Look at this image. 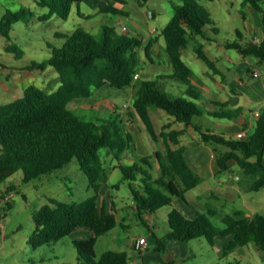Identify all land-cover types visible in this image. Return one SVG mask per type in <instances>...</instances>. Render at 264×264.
<instances>
[{
  "label": "trees",
  "instance_id": "trees-1",
  "mask_svg": "<svg viewBox=\"0 0 264 264\" xmlns=\"http://www.w3.org/2000/svg\"><path fill=\"white\" fill-rule=\"evenodd\" d=\"M83 0H36L40 6H46L48 12L40 15L47 19L53 14L67 18L73 5ZM261 12L264 30V0H242ZM124 3L125 0H114ZM174 13L161 29L159 35L164 39V53L172 66L171 73L143 79L137 85L130 108H124L128 117L134 113L141 119L148 134L163 141L164 151H156L153 156L140 155L139 160L154 169L151 162H158L159 174L143 168L136 161L117 166L122 179L129 180V189L136 204L137 215L154 213L164 205H170L177 197L191 206L193 216H186L177 207L172 206L167 214L169 229L166 237L177 240H190L203 236L213 243L217 236L232 235V240L223 245L222 253H228L238 246L254 241L264 250V214L246 215L241 209L232 213H218L216 209L200 211L186 198L188 189L195 187L202 176L189 164L185 146L179 144L182 129H162L156 132L150 108H160L174 121L191 126L203 143L210 145L216 152L215 162L218 173H227L236 164L241 173L250 178L248 189L259 190L264 186V106L256 116L252 130L245 137L236 138L204 129L194 121L196 116L204 114L195 101L201 98V92L191 82L193 68L183 59V50L190 39L196 55L214 73L215 61L211 59L198 36L210 39L208 32L217 33V27L210 11L197 0H183L175 3ZM100 11L123 13L113 3L100 8ZM34 13L25 6L13 10L6 8L0 18V34L8 41L4 49L17 57L23 50L10 42V31L18 21H29ZM213 25V26H212ZM239 32V31H238ZM62 39L60 46H50L49 56L41 61H32L25 69L52 66L59 76V85L52 91L31 83L23 88L20 96L0 104V180L17 170L22 171V180L27 181L63 167L75 158L80 169L86 174L93 196L79 201H62L48 197L39 208L34 210L35 223L30 237L33 245L47 244L65 238L79 227L93 231L89 238L73 239L78 259L82 264H129L126 250H104L98 257L95 243L98 236L117 225L113 211H107L98 201L99 190L108 178V170L101 156V148L120 160L124 152L133 144L132 133L127 129L125 118L116 110L105 116H96L95 120H86L68 107V103L77 97L92 96L96 89L105 84L116 88L132 87L134 74L138 73L141 61L140 49L153 62L152 46L158 36L150 37L142 46L136 35L119 33L114 27L102 26L99 38L81 27L62 33H56ZM226 47H233L244 56L253 55L264 62V37L260 42L224 41ZM161 78H170L186 85L184 95H172L160 88ZM222 106H227L220 103ZM222 112L207 111L221 117L231 118L238 108ZM169 127V123L165 128ZM173 144H179L173 147ZM251 157H255L254 160ZM139 175V176H138ZM139 180L138 187L134 181ZM133 181V182H132ZM9 185L7 190H12ZM4 194L0 193V198ZM8 201L0 210V220L10 207ZM216 212V214L214 213ZM219 216V218H218ZM220 220V225L215 221ZM2 230L0 229V237ZM157 249L160 250V239Z\"/></svg>",
  "mask_w": 264,
  "mask_h": 264
},
{
  "label": "rangeland",
  "instance_id": "rangeland-1",
  "mask_svg": "<svg viewBox=\"0 0 264 264\" xmlns=\"http://www.w3.org/2000/svg\"><path fill=\"white\" fill-rule=\"evenodd\" d=\"M8 1L9 0H0V18L6 8L19 7L20 3L13 4ZM26 1L34 15L31 16L27 22H16L13 24L10 31V42L19 46L23 50V54L17 57L13 52L6 51L4 46L8 41L0 34V85L1 90L4 91L3 94L0 93V103L8 102L20 96L23 92V87L31 83L40 85L48 91L54 90L59 85V76L50 65L45 68L25 69V66L32 61L41 62L45 60L51 52L50 46L61 45L62 39L55 35L57 32L64 33L76 27H81L90 32L95 38H99L103 25L114 27L117 32L127 33L129 35H135L137 27L142 28L145 32H147L148 27L155 28L156 30L158 29L160 32L167 21L172 17L174 13V4L183 2V0H125V3L120 5L116 4L114 0H111L114 5L123 9L124 12H127L123 14L97 11L98 7L95 6V4L92 5L91 1L83 0L79 8L73 5L67 18H61L55 14L47 19H41L40 15L47 13L48 8L38 5L34 0ZM197 1L210 11L211 17L215 22L213 25L217 27V33L214 34L211 31L209 33L215 36L217 41H241L239 33L242 34L245 41L249 40L247 23L242 17V13L247 11L248 6L242 4L241 0ZM153 11L154 16L152 18H147V20L143 19L144 15L147 17L146 12L149 13ZM85 14H88L89 17H84ZM117 20L127 25V31L123 32L121 24L116 23ZM148 21L149 24H146ZM236 30H238L239 33L236 32ZM162 41H164L163 38ZM196 42V40L190 39L187 47L184 49L183 59L189 63L195 71L209 69L194 51L193 47ZM156 50L159 51L160 55L162 54L161 58L163 54L165 56L159 59L157 57L160 55L157 57L152 55L154 60L153 63L150 62L142 48L140 49L141 61L138 65V71L141 73L140 81L147 79V77L151 78L152 71L150 69L153 67V64L156 66L160 62L168 61L162 47L158 46ZM228 50L236 51V49ZM252 56L253 55L249 57ZM260 68L264 73V62L261 63ZM148 72L150 75H148ZM159 72H161V70H157L154 74H159ZM161 74H168V72ZM136 80L134 86L127 88H116L105 84L96 89L92 96L74 98L68 103V107L86 120H95L96 116H105L113 110L119 112L123 118H125L126 126L134 138L130 149L134 156V161L143 168L150 169L149 165L140 161L138 156L149 153L150 156L154 157L156 148H158L159 151H164V144L162 140L161 142L152 139L146 131L143 122L135 113L128 117L124 111V108H130L132 105L137 89ZM170 83V81L161 82L160 88L172 95H184V92L180 91L184 86L183 84L179 83L178 85H183L179 87L175 83L174 85H170ZM212 87L215 88V85H212ZM200 96L203 99L206 97L203 94H200ZM257 107L258 104L245 103V110L242 112H235L233 115L231 114V118H227L221 117L218 114L215 115V113L214 115H208V113H206L207 109L220 113L223 110L230 112L229 109H233L234 107L222 106L220 104H214L210 107V105L204 104L201 107L204 114L196 116L195 121L203 125L204 128L216 129L217 131L222 130L221 132L225 133V125H235V127H237L238 122L236 120L249 114L250 110H254ZM131 109L133 110L132 107ZM150 110L154 127L158 133L163 128L176 129L181 127L180 129H183L184 132L179 135V140L181 139L188 144L190 143L191 148L195 146L198 140L201 142V139L198 138L197 131H195L196 137H192L189 134V131L194 130L191 126H184L182 123L172 120L171 117L166 116L164 110V112H161L160 108L151 107ZM167 123H169V127L165 128ZM249 132L250 130L248 133ZM181 140L179 144L182 145ZM179 144L173 145L178 146ZM100 153L108 170V181L114 184L112 194H118L116 203L117 208H122L126 204H129L127 197L129 194L131 195L129 180L121 179V171L118 166L113 170L112 163H106L107 157L110 154L107 148H101ZM189 154L187 153L188 158L191 159L193 153ZM206 154H209L208 148L206 149ZM251 159L254 160L255 157H251ZM114 160L116 161L115 158ZM127 163L128 162L125 161L122 164L128 165ZM152 163L154 164L156 162ZM150 170L155 175H158L160 172L159 167ZM235 174L238 175L237 181H234L232 178ZM216 175L224 179L222 184H220L221 187L218 188V190L220 189L224 193L217 194L216 196L212 194L203 195V188L201 189V187H198L188 192L189 198L193 193H198L200 195V197L194 200L196 205L202 206L204 204L207 208L216 209L219 211L218 213L222 212L224 214L232 213L235 209L237 210L238 206L242 204L245 199L255 205L256 212L264 214V186L259 190L248 189L250 178L242 174L240 168L236 164L231 166L229 172L217 173ZM225 178H228V180L231 179V183H226ZM134 183L138 184L139 180L134 181ZM104 184L105 182L103 185ZM9 185H13L12 190H7ZM5 191H12V193L10 199L11 205L9 208L5 209L6 216L2 219L0 264H80L77 258V250L72 244L69 235L57 241L38 246L30 242V237L35 227L32 213L39 208L42 203L46 202L48 197L52 196L62 201L71 202L79 201L95 194L93 188L89 185L86 174L80 169L75 158L61 168L27 181L22 180V171L19 169L5 179L0 180V193L5 194ZM101 195L102 197L103 195L105 196V194L102 193ZM238 195L239 198L237 197ZM170 208L171 206L169 205L160 207L158 209L160 213H156V219L159 221L161 219V213L164 214L165 212H169ZM119 210V213L128 214L129 221L134 220V211L131 207H124V212L122 209ZM205 210L206 209H202L203 212H206ZM215 222L218 225L221 224L219 221ZM132 227L133 226H131L130 229L129 227L125 228L124 230V228L119 225L112 231H108L104 234L95 246L96 256L98 257L104 250H107V248L114 250L124 248L125 244L130 242L129 233L135 234L134 231H132ZM118 229L120 230V235L116 236ZM135 235H137V232Z\"/></svg>",
  "mask_w": 264,
  "mask_h": 264
},
{
  "label": "crops",
  "instance_id": "crops-1",
  "mask_svg": "<svg viewBox=\"0 0 264 264\" xmlns=\"http://www.w3.org/2000/svg\"><path fill=\"white\" fill-rule=\"evenodd\" d=\"M87 1H91L92 5L95 4V6L98 7L97 11H100L101 7L112 3L111 0H93V1L87 0ZM8 2L9 3L11 2L13 4L20 3L19 7L12 8L13 10L18 9L21 6H25L29 8L26 0H13V1L9 0ZM241 2L245 6H248L247 11H244L242 13V17L247 23V27H248L247 31L250 37L249 41L260 42L264 37V30H263L262 21H261V12L257 10L256 8H254L251 4L244 3L242 0ZM115 3L120 4L117 2ZM124 3H121L120 5H123ZM79 5L78 6L76 5L77 8H79ZM263 7H264V4H263ZM121 10L123 11V9ZM125 13L127 12L125 11ZM146 15L147 17H145L144 15L143 19L147 20V18L148 19L152 18L154 16V11L149 12V13L146 12ZM84 17H89V15L85 14ZM116 23L121 24V25L125 24L123 22H119L118 20ZM146 24H149V21L146 22ZM136 29L137 30L135 32L136 33L135 35L138 39L142 41V46L147 43L150 37L158 36L157 41L153 44L151 48L152 49L151 55L156 56V57L160 55L159 51L156 50V47L159 46V47L164 48L165 42L162 41L163 37L159 35L160 32L158 31V29L153 31V28L148 27L147 32L143 31V29L139 27H137ZM236 32H238V30H236ZM59 33H62V32H59ZM239 35L241 39H243L242 34L239 33ZM206 36H209L210 39L208 40L202 36H198V39L203 41L204 49L207 55L215 61V65L218 70L216 73H214L210 69H200V71H195L193 69V76L191 78V82L194 84V86L197 89H199L201 94L206 96L204 99L201 97L200 99L195 100V101L201 107L204 104L210 105L211 107L214 104L224 103L227 106L234 107L233 109L238 108L240 112L245 110V103L258 104V107L255 108L254 110H250L249 114L244 115V117L238 118L236 120L238 122L237 127H235V125H225L224 126L225 133L221 132L222 130L217 131L216 129H210L212 132L222 133L225 136H231V137H235V134L242 130L248 133L249 130L250 131L252 130L254 123L256 121L255 113L257 111H260L261 108L264 106V73L262 72V69L260 68V65L262 62H259L256 57H253V56L249 57L251 55L244 56L240 54L237 49L236 51H229L228 49H235V48L226 47L223 41H217L216 37L211 35L209 32L206 34ZM183 54H184V50H183ZM161 56L162 54L158 56L157 58L162 59L165 55L163 54L162 58ZM153 63H154V60H153ZM150 70L152 71V75H151V78H152L157 75H161V73H165V72L171 73L172 66L169 63V61L167 62L163 61L162 63L161 62L158 63V65L156 66L153 64V67H151ZM157 70H161V72H159V74H154ZM254 72H258V75L257 76L253 75ZM138 73H139V78L136 80L137 85L140 82V78H141V73L139 71ZM148 75H150L149 72H148ZM168 81L171 82L170 85H174V83L177 84V86L179 87L184 85L183 88L180 89V91L181 92L185 91L186 89L185 84L178 85L179 82H176L170 78L160 79V82H168ZM212 85H215V88H213ZM0 93L1 94L4 93V91L1 90V85H0ZM160 110L161 112H164L162 109ZM209 110L212 111L211 109H207V111ZM151 115L152 114L150 110V116ZM208 115H212V114H208ZM166 116L171 117L167 113H166ZM195 120L196 118H194V121ZM201 127L204 128L203 125H201ZM180 128L181 127L176 128V129H180ZM204 129H209V128H204ZM188 130H191V129H188ZM195 131H196L195 129L191 130L189 131V134L192 137H196L197 135ZM197 134H198V138H200L199 133ZM154 140L161 141L159 137ZM181 143L182 145L185 146L186 155L187 153L188 154L193 153L191 159H189L187 155L189 164L197 173H199L202 176V180L195 187L188 189L185 193V196L190 201L191 204L193 203L195 206H197L195 207L192 204L194 208L199 209L200 211H202V209H206L205 211L208 212L209 209L204 204L202 206H198L196 205L194 201L195 199L200 197V195L198 193H193L189 198L188 192L198 187H201V189L203 188V191H204L203 195L212 194L213 196H216L217 194L224 193L220 189L218 190V188L221 187L220 184H222L224 179L216 175L218 173V166L216 165V162H215V157H216L215 150L211 148L209 145L203 143L202 141L200 142L199 140L197 141L195 146H192L193 148H191L190 143L188 144L184 140H181ZM131 147L132 146H130L125 151L126 153L124 152L120 160H117L113 156V154L110 153L109 156L107 157L108 159L106 163L108 164L112 163L113 170L117 168V165L119 163H123L125 161L128 162L127 164L133 163L134 156L130 151ZM173 147H176V146L173 145ZM207 148L209 150L208 155L206 154ZM157 150L159 151V149L156 148L155 152ZM143 155H149V153H144ZM114 158L116 159V161L114 160ZM152 162H156L153 164L154 168L159 167L158 162L155 159H152ZM232 178L234 181H237L238 175L235 174L233 175ZM121 179H122V176H121ZM225 182L231 183V179L228 180V178H225ZM133 184L135 187H138V184L136 183H133ZM113 188H114V184H111L107 178L105 184L100 188V194L98 196V201H100V203L104 205V208L107 211H113L115 213L117 217V222H118L116 226L121 225L124 228V230L125 228H128V227L130 229V227L133 226L132 231H134L135 234L137 232V235L129 233L130 242L128 244H125L124 248L115 249V250H126L128 252L129 264H264V250L259 248V246L254 241H251L242 246H238L234 250L225 254L221 252V248L223 247V245L229 243L232 240V235L217 236L214 238L213 243L209 242L203 236L195 237L190 240H177V239H170L166 237L165 235L169 229V224L167 220L168 212H165L164 214L161 213V219L159 221L155 217L156 213L158 212L160 213L159 210H157L154 213H143L142 216L139 217L137 215L136 204L133 200L132 195L130 194L127 196L129 200V204H126L124 206V207H127V206L131 207L134 211L133 212L134 220L129 221L127 213L118 212L120 211L119 209L123 210L124 207L117 208L116 203H117L118 194H112ZM11 193L12 191L10 192L5 191V194L10 195V199H11ZM101 193L105 194V196L103 195L102 197ZM237 197L239 198V195ZM10 199H9V202H10ZM169 206L177 207L186 216H193L191 206L185 203L184 201H181V199L177 197L173 198V201ZM237 209H241L248 216H251L254 213H256L255 205L245 199L243 200L242 204L238 206ZM211 210L214 211V209H211ZM214 213L216 214V212ZM216 221L220 222L219 219H216ZM2 225H3V221L1 219L0 220L1 230H2ZM115 227H113L109 231H112ZM104 234L97 237L95 246L101 240L100 238ZM92 235H93V231H91L90 229L85 228V227H79L73 232H71L69 236L72 241L73 239H78V238H89ZM119 235H120V230L118 229L116 232V236H119ZM139 237H145L146 245H144L143 248L137 249L135 247V243ZM158 239H160V242H161L160 250L157 249V246L159 243Z\"/></svg>",
  "mask_w": 264,
  "mask_h": 264
},
{
  "label": "built area",
  "instance_id": "built-area-1",
  "mask_svg": "<svg viewBox=\"0 0 264 264\" xmlns=\"http://www.w3.org/2000/svg\"><path fill=\"white\" fill-rule=\"evenodd\" d=\"M121 29L123 31H127V26L125 24H122L121 25ZM156 29L153 28V31H155ZM253 75L257 76L258 75V72H254ZM139 78V73H135L134 74V79H138ZM256 116L259 114V111H257L256 113ZM246 132L244 130L242 131H239L235 134V137L236 138H242V137H245L246 136ZM10 199V195L8 194H4L1 198H0V210L2 209V207L9 201ZM144 245H146V239L145 237H139L135 243V247L138 249V248H143Z\"/></svg>",
  "mask_w": 264,
  "mask_h": 264
}]
</instances>
